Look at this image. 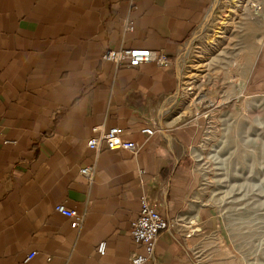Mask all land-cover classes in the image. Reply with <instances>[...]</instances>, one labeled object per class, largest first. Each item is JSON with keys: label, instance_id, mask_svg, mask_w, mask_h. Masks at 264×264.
I'll return each mask as SVG.
<instances>
[{"label": "crops", "instance_id": "0c3cea01", "mask_svg": "<svg viewBox=\"0 0 264 264\" xmlns=\"http://www.w3.org/2000/svg\"><path fill=\"white\" fill-rule=\"evenodd\" d=\"M210 3L0 0V264H127L133 251L143 252L129 235L141 194L173 220L145 264H202L218 210L194 187L192 147L202 131L172 115L177 70L172 62L117 68L100 55L123 46L172 60ZM125 20L133 30L123 29ZM249 59L246 84L262 92L264 28ZM144 117L155 121L153 134L141 132ZM100 123L121 127L137 152L89 148ZM93 162L88 181L80 168ZM58 203L84 213L80 228L55 210Z\"/></svg>", "mask_w": 264, "mask_h": 264}, {"label": "rangeland", "instance_id": "374dc122", "mask_svg": "<svg viewBox=\"0 0 264 264\" xmlns=\"http://www.w3.org/2000/svg\"><path fill=\"white\" fill-rule=\"evenodd\" d=\"M257 3L264 11L263 0H211L172 59L179 80L172 115L202 131L192 158L204 174V199L218 210L202 264H264V91H251L242 66L264 28Z\"/></svg>", "mask_w": 264, "mask_h": 264}, {"label": "built area", "instance_id": "2783aa9c", "mask_svg": "<svg viewBox=\"0 0 264 264\" xmlns=\"http://www.w3.org/2000/svg\"><path fill=\"white\" fill-rule=\"evenodd\" d=\"M252 5L254 13H259V8H257L259 5ZM123 28L124 30L131 31L134 29V26L131 21L125 20ZM100 59L112 62L117 68L138 67L147 62H154L157 65H168L172 62V60L158 50L126 48L123 46L118 48L111 46L105 48L100 55ZM144 123L146 126L142 128L141 132L146 135L153 134L156 128L155 121L150 117H144ZM91 131L92 135L87 138L86 145L95 151H99L102 143H105L111 149H125L131 152H137L138 150L139 146L135 141L122 138L121 127L112 126L107 128L103 123H100L93 125ZM5 141L15 143L13 139H7ZM95 169L96 163L93 162L92 164L82 166L80 173L90 181ZM193 182L194 187L198 189L203 188L205 184L204 174L197 168L193 172ZM138 202L140 206L139 214L129 223V235L137 246L143 248V252L133 251L129 256V262L127 264H145L149 260H154L155 245L159 233L173 225V220L162 216L160 213L158 200L150 199L147 194H141ZM55 210L68 217L73 228L81 227L84 220V213L68 208L62 203L56 204ZM105 249V242H100L97 246V251L100 254H104ZM36 253L37 251L35 250L29 252L26 254L24 261L31 260Z\"/></svg>", "mask_w": 264, "mask_h": 264}, {"label": "bare ground", "instance_id": "6f19581e", "mask_svg": "<svg viewBox=\"0 0 264 264\" xmlns=\"http://www.w3.org/2000/svg\"><path fill=\"white\" fill-rule=\"evenodd\" d=\"M215 2H216V1H215ZM215 2H214V4H216ZM257 5H261V4H260V3H259V4L257 3ZM257 8H259V14H260L261 12H264V11H263V8H262V5H261V6H257ZM206 19H208V18H206ZM123 29H124V28H123ZM128 31H129V30H128ZM249 60H250L249 57L246 58V56H244V58L242 59V66L247 65V64L249 63ZM242 86H243V85L240 86V89L242 88ZM203 188H204V187H203ZM203 188H201V189H203ZM55 206H56V205H55ZM57 212H58V211H57ZM60 214H61V213H60ZM132 241H133V240H132ZM102 242H104V241H102ZM99 243H100V242H99ZM99 243H98V244H99ZM105 244H106V243H105ZM134 244H135V243H134ZM135 245H136V244H135ZM97 246H98V245H97ZM138 247H139V246H138ZM105 250H106V249H105ZM97 252H98V251H97ZM98 253H99V252H98ZM99 254H100V253H99ZM101 255H102V254H101Z\"/></svg>", "mask_w": 264, "mask_h": 264}]
</instances>
